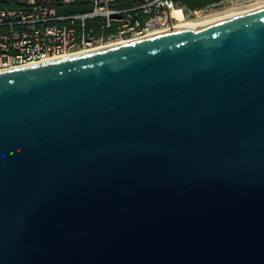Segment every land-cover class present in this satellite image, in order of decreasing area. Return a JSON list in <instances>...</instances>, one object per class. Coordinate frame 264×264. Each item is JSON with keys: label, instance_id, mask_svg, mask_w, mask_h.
<instances>
[{"label": "water", "instance_id": "water-1", "mask_svg": "<svg viewBox=\"0 0 264 264\" xmlns=\"http://www.w3.org/2000/svg\"><path fill=\"white\" fill-rule=\"evenodd\" d=\"M0 264H264V8L0 71Z\"/></svg>", "mask_w": 264, "mask_h": 264}, {"label": "built area", "instance_id": "built-area-1", "mask_svg": "<svg viewBox=\"0 0 264 264\" xmlns=\"http://www.w3.org/2000/svg\"><path fill=\"white\" fill-rule=\"evenodd\" d=\"M201 10H186L177 0H141L127 8L94 0L93 9L58 15L48 3L0 8V71L71 57L132 40L175 31Z\"/></svg>", "mask_w": 264, "mask_h": 264}, {"label": "trees", "instance_id": "trees-1", "mask_svg": "<svg viewBox=\"0 0 264 264\" xmlns=\"http://www.w3.org/2000/svg\"><path fill=\"white\" fill-rule=\"evenodd\" d=\"M38 2H46L53 6L58 15L71 16L75 14H81L89 12L93 9V0H76L72 4H67L64 0H37ZM186 10H201L209 7L210 5H216L225 0H177ZM20 5L16 0H0V8L18 7Z\"/></svg>", "mask_w": 264, "mask_h": 264}, {"label": "rangeland", "instance_id": "rangeland-1", "mask_svg": "<svg viewBox=\"0 0 264 264\" xmlns=\"http://www.w3.org/2000/svg\"><path fill=\"white\" fill-rule=\"evenodd\" d=\"M261 5H264V0H225L216 5H210L203 9V12L198 17H187L189 22L200 23L216 17L226 16L232 13L245 14L244 12H252Z\"/></svg>", "mask_w": 264, "mask_h": 264}, {"label": "bare ground", "instance_id": "bare-ground-1", "mask_svg": "<svg viewBox=\"0 0 264 264\" xmlns=\"http://www.w3.org/2000/svg\"><path fill=\"white\" fill-rule=\"evenodd\" d=\"M262 8H264V5H261L256 10H259V9H262ZM256 10H252V11H256ZM244 13H247V12H244ZM175 15L177 17H179V19L181 20V22L178 24V27L176 28V31H182V30H189V29L190 30H198L200 28H203V27L218 23L220 21H223V20L238 16V15H242V14L232 13V14H228L226 16L216 17V18H212V19H209V20H205V21L200 22V23H194V22L187 21L183 17L181 11H179V10L175 12Z\"/></svg>", "mask_w": 264, "mask_h": 264}, {"label": "crops", "instance_id": "crops-1", "mask_svg": "<svg viewBox=\"0 0 264 264\" xmlns=\"http://www.w3.org/2000/svg\"><path fill=\"white\" fill-rule=\"evenodd\" d=\"M20 5H29L32 3H46L44 2H38L37 0H16ZM76 0H64L65 3L67 4H72ZM110 5L115 6V7H120V8H127L135 3H137L139 0H106ZM94 2V0H93Z\"/></svg>", "mask_w": 264, "mask_h": 264}]
</instances>
